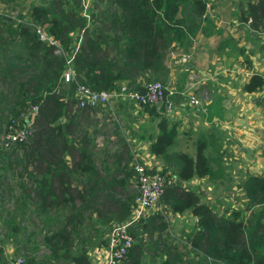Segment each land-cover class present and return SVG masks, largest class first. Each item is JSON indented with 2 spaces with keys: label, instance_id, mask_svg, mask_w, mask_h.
Instances as JSON below:
<instances>
[{
  "label": "trees",
  "instance_id": "obj_1",
  "mask_svg": "<svg viewBox=\"0 0 264 264\" xmlns=\"http://www.w3.org/2000/svg\"><path fill=\"white\" fill-rule=\"evenodd\" d=\"M78 3H30L25 10L27 21L0 15V128L15 122L28 106L37 108L28 140L8 150L0 147V202L3 206L5 200H11L12 204L10 211L3 210L5 217L0 223L13 245L7 261L0 245V264H15L14 254L23 256L18 264H90L87 250L105 247L108 229L126 220L132 208L134 197L131 199L124 188L128 159L119 169L121 157L112 159L110 172L105 166L98 169L86 147L90 141L76 132V160L64 162L58 149L74 152L64 133L70 131L65 122L71 119L75 88L84 85L94 91H110L126 84L142 91L139 80L147 74L164 77L166 51L181 48L184 53L189 46L186 38L207 20L206 0H105L94 21L80 14L75 7ZM251 9L264 12V0ZM37 29L47 40L56 41L64 55L55 54V45L39 38ZM75 30L80 36L73 49L69 33ZM67 67L72 76L64 82ZM262 83L261 76L252 75L245 88L253 90ZM150 109V114L157 116ZM156 127L151 153L160 158V171L169 172L175 180L163 190L161 202L170 213L186 211L194 218L184 242L198 257L184 260L175 246L160 239L166 222L161 214L152 212L129 226L133 238L129 251L133 254H127L121 264H141L142 251L149 250L142 247L145 232L149 240L157 235L151 247H158L159 264H264V175L241 180L243 210L230 209L217 215L194 191L177 185L193 177L211 176L210 161L203 152L206 145L197 141L193 156L175 151L171 148L175 126L161 117ZM28 166L37 167L29 172ZM75 171L80 178L73 177ZM8 178L11 182H4ZM32 211L40 217L38 222L25 216L34 215ZM11 212L38 226L32 242L41 249L18 245V225ZM95 227H106L105 236L96 238L91 232Z\"/></svg>",
  "mask_w": 264,
  "mask_h": 264
},
{
  "label": "crops",
  "instance_id": "obj_2",
  "mask_svg": "<svg viewBox=\"0 0 264 264\" xmlns=\"http://www.w3.org/2000/svg\"><path fill=\"white\" fill-rule=\"evenodd\" d=\"M206 3L210 10L205 12L207 20H202L194 35L186 38L189 41L186 51L173 55L177 61L180 55L186 56V62L182 64L185 88L178 90L174 83L168 86L174 88V93L182 94L177 95L175 111L166 115L154 106L140 108L122 100L78 111L72 104L71 119L65 122L66 130L70 131L65 132L64 137L74 146V152L58 149L66 164L76 160L77 132L84 135L85 141H90L86 147L98 169L105 166L110 172L114 167L112 159L118 157L121 161L117 169L129 157L161 168L163 164L151 153L150 145L157 136L156 124L164 117L168 125L175 126L177 133L184 129V136H175L173 140L175 142L179 137L177 144L180 142V147L175 151L193 156L196 142H202L206 145L205 156L210 151L216 158L211 171L221 167L219 174L223 172L226 181L232 183L249 175H264V27L258 26L264 24L247 21V7L245 10L240 6L223 8L213 2L210 7L208 0ZM256 4L257 1L252 6ZM252 75L261 76L263 83L247 90L245 84ZM189 94L198 99V107L188 103ZM150 108L157 116L150 114ZM93 123L95 131L87 132L84 127L87 124L93 126ZM188 144L192 149L185 152ZM73 177L80 178L79 172H73ZM206 178L208 176L193 177L183 184L187 190L198 193L197 187L190 185ZM68 181L76 185V181ZM209 185L213 186L211 180ZM201 189L199 201L209 204L203 186ZM103 248L89 249L92 252L91 255L88 252L90 264L105 263Z\"/></svg>",
  "mask_w": 264,
  "mask_h": 264
},
{
  "label": "rangeland",
  "instance_id": "obj_3",
  "mask_svg": "<svg viewBox=\"0 0 264 264\" xmlns=\"http://www.w3.org/2000/svg\"><path fill=\"white\" fill-rule=\"evenodd\" d=\"M256 1L258 2L259 0H246V3L243 4L242 0H212V1L208 0V2L210 3L209 4L210 7L214 4L215 5H222L223 8H225L226 6H235L236 8H238L240 6L243 8V10H245L246 9L245 7H247V9H248L247 10L248 14L246 15L247 21L251 22L252 20H256L259 23L264 24V12H262V13L258 12L259 10L257 12H253L251 9V6L254 5L256 3ZM49 2H50V0H13V1L0 0V15L2 13V14L10 15L18 21H27V17L25 16V10L30 3L47 5V4H49ZM104 3H105V0H79V3L76 4L75 7L79 10L81 15L86 16L87 20H93L94 21L96 18H98L99 12L102 9V7L104 6ZM206 5H208V3ZM208 7L209 6L205 7L206 8L205 12L210 11ZM235 7H230V8H235ZM213 10H214V8H213ZM235 14H237V12ZM258 26L264 27V26H262V24H258ZM41 27L44 28L43 26H41ZM69 36L72 38V43H73L72 48L74 49V47L77 44L78 37L80 36L79 32L77 33L76 30L72 31L71 33H69ZM54 42L56 44L55 48H54V53L57 55H64L62 47L59 46L56 41H54ZM178 52L183 53V52H181V48H177L175 50L171 49L168 51V53L166 51L165 60H164V64H163L165 70L162 72L164 77L150 76L149 74L144 75L143 78H141L139 80L140 86L142 87L143 84H147V83L152 82V81H158L164 85L163 86L164 92H170V91L175 92L174 88L168 87V86H170L171 83L176 84L175 87L178 90L185 88L184 65H182L184 63L179 61V60L177 61L173 56L174 54H177ZM167 55L168 56L170 55V57L167 58ZM67 64H68V62H67ZM64 82H66V81H64ZM118 87L113 89V90H110V91H114V90L118 89ZM177 95L181 96L182 94L181 93L180 94L172 93V94L168 95V98L173 101L174 107H177V105H178L176 100L179 98V96H177ZM75 102L76 101H75V95H74V101L72 102L73 109L78 111V109H76L74 107ZM30 107L31 106H28V108L24 112H26ZM170 113L171 112H165L166 115H169ZM162 115H164V114H162ZM158 116H160V115H158ZM160 117H158V118H160ZM26 120H27V122H29V117H27ZM32 121H33V118L30 121V123ZM166 122H167V120H166ZM83 123H85V122H83ZM23 124L24 123H23V120L21 118V114L18 116V118L16 119L15 122L10 121L9 123H5L3 125V127L0 128V147H3V145H2L3 142H7V140L10 139L11 136H5V134L9 131L16 132L17 138H16V140L10 141L8 143L6 150L12 148L10 146H12L14 144L22 143V142H25L26 140H28V138H29L28 135L30 133V126L31 125L26 128L27 133L24 132L22 134V136H18V132L22 130ZM111 127H113V126H110L109 128H111ZM84 128L87 132L95 131L94 123H93V126H92V124H87ZM4 136H5V138H4ZM27 136H28V138L26 139ZM175 136H184V129L181 133H177V130H176ZM178 138L179 137H177V139ZM177 139L172 144L171 148L173 150L177 149V147H180V142H178V144H177ZM190 148L192 149V147L189 144H188V146H185V148H184L185 152H186V150L190 151ZM206 155H207V158L209 159V161L211 163V169H212L213 164L215 163V160H216L215 155L210 151H208ZM127 159L128 160L126 163V167L124 169V171L127 174L126 182L124 184V186H125L124 188H125V190L128 191L129 194H131V199H132L136 194V188H137L136 177H135L134 172L132 170V165L135 162L142 163V161L139 158H135V157H133V158L129 157ZM145 165L150 166L148 163ZM36 167L37 166H28L27 170L29 172H33ZM40 168L42 170V173H44V163H41ZM149 168H152V167L150 166ZM219 170H221V167H219V166H217V168L215 167V169L212 171L211 176L208 177L212 181L213 186L209 185L210 180L208 178H206L205 181H201L198 184H191L190 186H196L197 187L198 193H196V194L198 195V198L202 197L201 187L203 186V190L205 191L206 198H209V200H208L209 204L206 202H202V201L201 202L205 203L217 215H221V214H223V212H226L230 209H241V210H243L245 197L243 196L244 193L242 192V189L239 188L240 182L242 183V181L236 180L235 181L236 183L235 182L231 183V180L226 181L223 172H221L219 174ZM35 175L38 178L39 174H35ZM13 181H15V179ZM4 182L10 183L11 182L10 178L4 179ZM22 184L23 185H25V184L29 185V183L27 181H23ZM177 185L180 187V189L186 190V186H185V184H183V182L177 183ZM161 197H162V195H161ZM161 197L159 198L158 205L156 206V209L154 212V213L161 214L163 220L166 222V229L160 234V239L166 241L168 244L175 246L177 251L181 254L182 259L187 260V261L196 260L198 257V254L196 253L195 250L190 249L186 245V243L184 242V235H185V233H187L191 230L193 223H194V218L189 214V212H186V211L181 213V214L170 213L168 207L161 202ZM10 204H11V200H5L3 202V206L1 205V202H0V220H1V218L5 217L4 214L2 213L4 209L7 208L9 211L11 210L12 204L11 205ZM33 214H34V212H33ZM14 215H15V218H14L15 223L18 225V233L16 235V239L18 240V245H21V243H23L24 246L27 245V246L32 247L35 250H37L39 247L36 246V243H33L32 241L34 240L35 234L38 232L36 229L38 226L29 225V222L26 221L25 217H23V219H22L15 212H11V216H14ZM25 216H28L29 218H31L32 220H34L36 222H38V220H40V217L35 215V214L34 215H25ZM41 217L43 219L44 217H47V214L42 215ZM106 230H107L106 227H102L101 229H98L95 227L93 230H91V232L94 236L96 234L97 235L96 238H97L101 235L105 236ZM139 230H140V228H139ZM151 237H152V240H149L147 232L143 233L142 247H148L149 250H147L145 252L142 251L143 255L140 256V258H139V262L141 264H159V262L161 260V258L156 254L158 247H155L156 245L151 247V245H153V243H154L153 239L156 238L157 235H154V236L152 235ZM25 239H26V242H24ZM135 242H136V240H135ZM135 244H137V242ZM0 245L2 246V248L4 250L3 259L5 261H7V259L11 255V248L13 247V245H12V242L10 239V235L8 234L7 230L1 225V223H0ZM103 247L104 246L96 247V248H103ZM39 249H41V248H39ZM87 252H89L90 255L92 254V252L89 250H87ZM131 252L132 251H129V253L127 252V254L129 255V254H131ZM132 254H133V252H132ZM126 255L121 259V261L118 264H121L122 262H124V260L127 258ZM22 257H23L22 254H14L15 259L22 258Z\"/></svg>",
  "mask_w": 264,
  "mask_h": 264
},
{
  "label": "built area",
  "instance_id": "obj_4",
  "mask_svg": "<svg viewBox=\"0 0 264 264\" xmlns=\"http://www.w3.org/2000/svg\"><path fill=\"white\" fill-rule=\"evenodd\" d=\"M207 7V5H206ZM39 38L45 39L43 32L40 29L36 30ZM49 43L56 45L55 42L48 38ZM181 62L186 61V56L180 55ZM72 76V72L67 68L62 75L64 81H68ZM143 90L139 91L126 84L119 85L118 89L114 91H94L84 85H79L75 88V104L74 107L78 110L83 108H93L97 106H105L115 100H122L126 103H131L134 106L143 108L146 106H154L156 109L161 110L162 113L174 112L175 107L168 95L174 93L164 92L163 84L158 81H152L143 84ZM188 103L193 107H198L199 102L196 97L189 94ZM36 106H31L26 112L21 114L23 120L22 130L18 132V136H22L26 128L30 126V121L36 114ZM29 117V122H27ZM5 136H11L3 142V146L7 147L10 141L16 140V132H7ZM4 136V138H5ZM144 163L135 162L132 165V170L136 177V194L132 199V208L126 220L113 224L107 232L106 245L102 249L104 252L103 264H118L121 259L127 254L133 244V238L128 232L129 226L140 218H145L147 215L155 212L158 205L159 198L163 190L175 183V180L169 175V172L162 173L160 167H152ZM21 262L20 258L15 259V264Z\"/></svg>",
  "mask_w": 264,
  "mask_h": 264
}]
</instances>
